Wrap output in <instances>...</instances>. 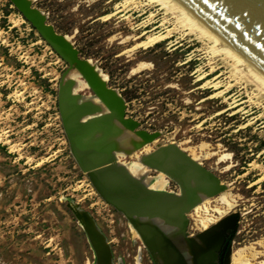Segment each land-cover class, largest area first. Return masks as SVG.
Masks as SVG:
<instances>
[{
  "label": "rangeland",
  "instance_id": "obj_1",
  "mask_svg": "<svg viewBox=\"0 0 264 264\" xmlns=\"http://www.w3.org/2000/svg\"><path fill=\"white\" fill-rule=\"evenodd\" d=\"M124 1L35 0L32 6L57 34L70 37L79 58L93 61L106 75L107 87L125 102V119L135 121L138 131L159 133L161 146L152 144L151 154L163 152L184 170L197 165L220 181L233 206L222 203L220 194L207 201L209 213L203 217L214 220L225 210L220 222L229 218L237 226L228 233L233 254L253 245L261 253L253 263L264 264V98L225 68L210 74V63L217 60L181 34L151 45L148 36L166 32L162 14L147 23L151 7L108 18ZM69 67L12 0H0V264H99L100 253L73 203L107 239L113 264H137L139 255L140 263L155 264L130 220L101 199L70 150L58 100ZM67 79L64 94L71 90L84 100L94 95L85 78ZM74 83L79 85L72 90ZM90 100L95 110L64 99L66 106L88 114L74 123L126 127L127 121L111 114L114 101ZM175 145L187 160L166 149ZM204 154L209 156L201 163L192 160ZM147 175L160 173L150 169ZM165 177L171 180L165 190L181 195L178 182ZM186 218L188 234L202 233L198 213Z\"/></svg>",
  "mask_w": 264,
  "mask_h": 264
},
{
  "label": "bare ground",
  "instance_id": "obj_2",
  "mask_svg": "<svg viewBox=\"0 0 264 264\" xmlns=\"http://www.w3.org/2000/svg\"><path fill=\"white\" fill-rule=\"evenodd\" d=\"M33 1L35 0H28V2L32 3ZM145 1L147 2L146 4H143L141 0H126L120 4L121 8L119 11L109 14L107 17L111 18L118 12L130 8L139 10L140 8H144L145 5L151 7L150 9H153V11L147 23L151 24L162 14L160 27L166 31L164 34L155 33L148 36L151 45L171 40L175 34H181L182 37L189 38V42L194 41L202 45V50L211 54L214 60L221 62V66L217 65V61L210 63L212 64L210 74H214L218 70L225 68L230 71L231 78L233 77L237 81L244 80L249 84L248 86L256 88L255 91L259 92L258 95L264 98V74L251 66L235 48L226 43L179 0ZM155 8L158 9L154 10ZM39 27L46 29L42 25ZM48 33L49 37L52 38H49L51 41L55 40L56 35H59L56 32L53 33L52 30H48ZM63 39L71 42L68 36L63 37ZM69 44L71 46L67 44L66 47L74 50L72 43ZM67 53V56L70 55ZM88 63L95 67L94 71L89 70L88 73L84 71L88 75V79H86L87 85L91 87L92 84L94 87L95 92L93 96L84 100L85 98H82L83 96L81 95L78 96L79 94L74 96L71 90L69 94H66V92L64 94L66 86L61 84V116L65 118V122L63 120L65 129L68 130L74 147H78L82 154V156L75 157L81 168L91 178L101 199L116 208L130 220L131 226L136 230L143 242L149 246L152 254L155 255L158 249L162 248V244L159 242V238H161L176 258L175 251L173 250L174 244L173 242L163 240V232L170 239V234L175 228H185L187 225L185 218L193 211L199 214L200 219L197 220L201 227H207L213 219L203 217V212L205 214L209 213L210 206H207L206 203L211 198L220 196L224 186L221 185L220 181H216L206 172H200L197 165H192L193 167L188 165L189 168L184 170L176 163L171 162V159H168L163 152H161V156L153 155L155 152L151 154L150 146L155 144L156 147H160L161 144L156 141L157 137L152 138L153 140L150 142L148 139L140 136L138 134L139 131L136 129L137 124L132 120H128L125 125L126 127H122L120 131L109 127L99 129V127H95V123L80 125L74 123L75 119L81 120V118L88 114L85 112L86 110L81 111L78 107L66 106L63 102L64 99L70 101L73 105H77L78 103V106H92L94 110L96 103L90 100L92 97H99L107 103H110L112 100L114 101V106L117 107L118 102L121 104V101H118L113 96L111 89L107 87L106 75L102 73L101 69L93 61L88 60ZM81 70V67H76L69 75L65 74L66 76L64 75L65 77H63L64 81L68 77L78 78ZM78 83L73 84L72 90L78 88ZM117 116L118 114H116V119L119 120ZM152 135L148 134L149 138ZM92 147L96 148L97 152L92 153ZM166 149L173 152V154H178L179 151V149H175L172 146H168ZM140 151H143L141 155ZM150 154L151 157L147 158V155ZM133 156L136 158L134 162H125L126 158H133ZM208 156V154H204L201 157L196 155L192 160L196 163H201L202 159ZM150 169L158 171L160 173L159 177H149L147 173L150 172ZM165 175L178 182L181 188V195L175 196L172 193L164 191L169 184ZM99 176H102L101 178L105 181L110 192L115 194L113 197L105 195L104 191L100 190ZM217 191L218 193H216ZM220 199L222 203L228 204V207L231 208L233 206L226 199V193H223ZM71 207L76 212L84 230L95 243L93 245L97 247L98 253L102 250L108 259H111L110 251L107 248L109 245L108 241L98 231L90 215L75 203ZM219 212L221 215H224L226 211ZM193 255L195 259V255L197 254L193 252ZM260 255V252L254 250L253 245L248 246L239 249L232 255V264H254L253 262ZM183 260L185 262L184 258ZM183 260L181 263H183ZM177 262L179 263L178 259Z\"/></svg>",
  "mask_w": 264,
  "mask_h": 264
},
{
  "label": "water",
  "instance_id": "obj_3",
  "mask_svg": "<svg viewBox=\"0 0 264 264\" xmlns=\"http://www.w3.org/2000/svg\"><path fill=\"white\" fill-rule=\"evenodd\" d=\"M183 5H185L193 14H195L202 22H204L211 30H213L218 36H220L226 43L235 48L247 61L248 63L257 69L259 72L264 74V0H179ZM12 2L17 6V8L34 24V26L41 32V34L48 40L51 45H53L57 51H59L62 56L69 62V70L66 72L69 75L76 67H81L78 77H83L88 79L89 70L94 71L95 67L88 63V60H82L78 56V51L73 47H66L70 41L63 39L65 36L56 35L55 40L51 41L49 37L48 30L56 32L51 25H47L46 15L40 12L37 9L32 7V2L28 0H12ZM42 25L46 29H42L39 26ZM57 33V32H56ZM62 37V38H61ZM51 38V39H49ZM70 55H66V53ZM67 53V54H68ZM71 82L75 81V78H70ZM64 78H62L63 83ZM92 92L94 93V87L91 84ZM61 91L59 95V101L61 104ZM111 92L118 101H121V104L118 102V107L111 114H118V119L121 122H126L129 119H125V102L122 99V96L115 89H111ZM120 104V105H119ZM61 110V108H60ZM130 121V120H129ZM133 121V120H132ZM134 123H136L134 121ZM64 124V123H63ZM137 124V123H136ZM65 127V125H64ZM138 127V124H137ZM66 130V129H65ZM67 133V131H66ZM138 134L150 142L159 136V133H156L149 138L148 134L144 131H139ZM71 149L75 156H82L78 147H74L69 134L67 133ZM153 138V139H152ZM175 149L181 150L178 151V154L182 159L187 160L188 157L185 152L182 151L179 147L172 146ZM76 148V150H74ZM78 155H76L77 153ZM97 152V149L92 147V153ZM77 161V160H76ZM98 177L100 190L104 191L105 195L114 196L115 194L111 193L108 189L105 181ZM77 215V214H76ZM78 217V216H77ZM186 223H188L187 218H185ZM235 221H230L229 218L223 220L221 226L223 230L221 236L224 232L230 231L231 229L236 230ZM218 235L216 234H200L197 237L205 246L208 245V240L217 239ZM226 249V248H225ZM197 254V253H196ZM207 260H212L214 252L207 254ZM197 264H203V258L195 255ZM217 257V255H216Z\"/></svg>",
  "mask_w": 264,
  "mask_h": 264
},
{
  "label": "flooded vegetation",
  "instance_id": "obj_4",
  "mask_svg": "<svg viewBox=\"0 0 264 264\" xmlns=\"http://www.w3.org/2000/svg\"><path fill=\"white\" fill-rule=\"evenodd\" d=\"M171 182V180H170ZM169 182V183H170ZM165 192L172 193L169 190H164ZM215 198V197H214ZM191 215V213L189 214ZM223 219V218H222ZM221 214L219 217L211 221L207 227H203L201 230L205 235L216 234L218 235L217 239L208 240V245L205 246L201 241L196 237L200 234H188L187 225L185 228H175V230L170 234L171 238L168 239L165 236V232H163V240L166 242H173L176 258L171 250L166 246L161 238H159V242L162 244V248L158 249V251L153 255L157 264H197V261L194 259V253H197V256L203 258V264H232V255H233V243L231 242V236H228V233L232 230L233 232L236 230L231 229L230 231L224 232L221 236ZM220 222L219 227H213L215 223ZM217 223V224H218ZM212 228V229H211ZM211 229V230H209ZM237 229V226H236ZM209 230V231H208ZM208 231V232H206ZM226 248V249H225ZM214 252V256L212 260H207V254ZM99 264H113L112 259H108V257L104 254V251H99ZM172 254V255H171ZM101 255V256H100ZM217 255V257H216ZM185 259V262L183 260ZM137 264H142V257L139 255ZM183 260V263L181 261ZM194 260V261H193ZM155 263V264H156ZM122 264V263H120ZM202 264V263H201Z\"/></svg>",
  "mask_w": 264,
  "mask_h": 264
}]
</instances>
